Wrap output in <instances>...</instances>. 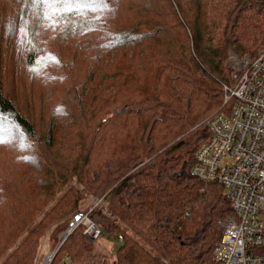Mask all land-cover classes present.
I'll use <instances>...</instances> for the list:
<instances>
[{
  "label": "trees",
  "instance_id": "16d2710c",
  "mask_svg": "<svg viewBox=\"0 0 264 264\" xmlns=\"http://www.w3.org/2000/svg\"><path fill=\"white\" fill-rule=\"evenodd\" d=\"M262 46L264 0H0V264L43 235L48 264H222L229 206L191 164L227 52ZM87 196L114 253L81 222L58 241Z\"/></svg>",
  "mask_w": 264,
  "mask_h": 264
},
{
  "label": "built area",
  "instance_id": "2783aa9c",
  "mask_svg": "<svg viewBox=\"0 0 264 264\" xmlns=\"http://www.w3.org/2000/svg\"><path fill=\"white\" fill-rule=\"evenodd\" d=\"M227 66L230 83L222 89L229 106L206 117L208 134L194 151L191 171L219 182L229 206L216 220L221 233L214 258L222 264H264V46L254 56L230 51ZM79 222L89 238L101 234L87 211L78 209L60 239Z\"/></svg>",
  "mask_w": 264,
  "mask_h": 264
},
{
  "label": "rangeland",
  "instance_id": "374dc122",
  "mask_svg": "<svg viewBox=\"0 0 264 264\" xmlns=\"http://www.w3.org/2000/svg\"><path fill=\"white\" fill-rule=\"evenodd\" d=\"M263 47V46H262ZM260 47V48H262ZM259 48V49H260ZM230 51H234V50H229L227 52V55ZM258 52V51H257ZM248 55V54H247ZM224 63H226L227 65V56H226V59L224 61ZM1 67H2V70H3V75H4V78L6 80H8V76L6 75V70L4 68V65L1 63ZM100 201V199L96 198V197H90V196H87L86 198H84V202L81 204V208L80 209H83L85 210V207L90 203V204H98ZM88 207V206H87ZM89 208V207H88ZM87 211V210H86ZM69 222V221H68ZM69 227V225L67 224V227L66 229ZM74 226H72L70 228V230L73 228ZM65 229V230H66ZM64 230V231H65ZM62 231V232H64ZM61 232V233H62ZM61 233L59 234V242L61 241L60 239V235ZM94 242L97 246V248L101 249L102 251H107L109 253V251L111 250L112 253H114L115 251V248L113 247V239L111 238H107L105 235H103L102 233L99 234L97 237L94 238ZM51 250V239H49L48 235H43L40 239V244H39V249H38V262L37 264H45L46 260H47V255L50 253Z\"/></svg>",
  "mask_w": 264,
  "mask_h": 264
},
{
  "label": "snow or ice",
  "instance_id": "6c2138e0",
  "mask_svg": "<svg viewBox=\"0 0 264 264\" xmlns=\"http://www.w3.org/2000/svg\"><path fill=\"white\" fill-rule=\"evenodd\" d=\"M53 5L63 4L67 10H71L73 7L81 3V0H50ZM99 2V0H97Z\"/></svg>",
  "mask_w": 264,
  "mask_h": 264
},
{
  "label": "water",
  "instance_id": "95a60500",
  "mask_svg": "<svg viewBox=\"0 0 264 264\" xmlns=\"http://www.w3.org/2000/svg\"><path fill=\"white\" fill-rule=\"evenodd\" d=\"M67 232H68V231L65 232L64 237H65V235L67 234ZM61 240H62V239H61Z\"/></svg>",
  "mask_w": 264,
  "mask_h": 264
},
{
  "label": "crops",
  "instance_id": "0c3cea01",
  "mask_svg": "<svg viewBox=\"0 0 264 264\" xmlns=\"http://www.w3.org/2000/svg\"><path fill=\"white\" fill-rule=\"evenodd\" d=\"M50 251V250H49Z\"/></svg>",
  "mask_w": 264,
  "mask_h": 264
}]
</instances>
